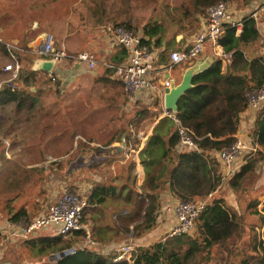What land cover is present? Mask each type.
<instances>
[{"label":"trees","instance_id":"trees-1","mask_svg":"<svg viewBox=\"0 0 264 264\" xmlns=\"http://www.w3.org/2000/svg\"><path fill=\"white\" fill-rule=\"evenodd\" d=\"M252 1L254 0H188L191 9L183 6L182 11L185 17H205L207 9L219 2L227 5L236 3L238 8L244 10ZM241 24L242 29L238 36L235 28L225 24L219 38L224 54L229 55L225 72H221V61L215 60L207 70L192 78L193 87L177 102V112L174 116L181 126L199 139V151L177 150L176 124L169 117L158 120L162 109L159 101L155 100L136 111L124 136L126 145L138 150L139 164L144 174L140 186L136 187L133 175L123 201L116 202V205L108 202L117 197L113 186L96 185L88 195L89 206L84 217L86 212L101 213L110 207L119 212L111 230L103 237L108 240L107 243H120L125 241L128 235L137 239L156 227L163 192L167 191L178 202L204 199L212 194L210 203L195 219L192 234L165 236L163 241L148 247L139 246L132 253L130 262H114L116 254L103 255L90 250H76L72 254L60 255L52 264H193L196 263L198 255L204 263H230L241 237L242 217L227 205L223 197L213 194L220 187L221 179L219 164L212 153L224 150L234 142L239 130V115L246 109L245 92L264 86V59L247 50L259 39L257 21L247 15L242 18ZM120 25L135 30L129 22ZM141 32L147 37V44L152 42L155 47H161V24H146ZM1 45L0 49L6 55L4 43ZM34 74L35 72L30 70L19 74L18 88L14 91L8 86L3 87L0 90V102L14 103L15 108H22L24 101L35 96L29 88L33 82L30 76ZM151 125L152 131L139 150L137 133ZM250 135L255 137L260 150L248 157L239 171L227 181L226 185L236 196L254 191L260 178L257 168L259 164L264 163V111L257 115ZM132 138L134 141L130 143L129 139ZM124 169L130 176L131 170L135 169L132 157ZM258 203V198L251 199L247 209L251 210L250 214L257 215L264 224V205L262 213H259ZM124 211L126 213H122ZM8 220L15 224L20 221L28 223L30 218L24 211H17L13 215L9 214ZM2 237L0 236L1 239ZM84 238V231L79 230L66 237L58 236L50 240L28 239V244L38 250L44 247L49 253H62L84 241ZM237 250V254L241 253L239 255L242 256L240 264H264V249L256 240L255 234L249 244V253L238 248Z\"/></svg>","mask_w":264,"mask_h":264},{"label":"crops","instance_id":"crops-1","mask_svg":"<svg viewBox=\"0 0 264 264\" xmlns=\"http://www.w3.org/2000/svg\"><path fill=\"white\" fill-rule=\"evenodd\" d=\"M35 2L33 9L36 18H32L28 22V26L20 38H11L14 42L19 43L20 47L24 50L21 54L17 55L20 64L19 74L30 70L33 59L46 58L40 52L45 34L52 35L55 45L64 47L70 54L89 51L96 52L100 58H106L113 62L123 61L125 57L124 50L120 49L104 31L106 25H103L104 21L101 9L99 8L95 11L93 6L91 7V5H94L93 2L89 3L90 7L84 6L81 0H42L41 2L40 0H35ZM253 12L256 13L255 20L257 21L259 39L252 47H248L247 50L264 59V0H254L246 10L238 12H236V9L230 7L229 20L239 21ZM198 19L199 26L196 31L201 27L204 17ZM241 29L242 27L236 31V36L240 34ZM177 36H180L178 40L176 39ZM193 37L194 34L187 35L184 31L179 30L174 36L163 41L161 47H156L158 50L157 65L160 66L166 62L168 52L181 50L190 45ZM207 51L208 49L203 55ZM217 59L221 61V72L224 73L228 60ZM186 67V65H183L173 69L170 72L169 79H174L178 83ZM53 69L54 71L51 73L38 71L33 76H30L33 82L29 88L32 93H35V96L24 101L25 104L20 108V111L29 113L27 116L31 117L29 121L30 126L26 132H22L19 135L26 134L28 139L21 144H12L11 152L22 151L28 154H43L47 151H42L41 147L50 146L52 154L55 153L56 156H46L47 159L44 161L22 162L18 166L31 170L37 167L52 169L54 171L59 170L56 179L50 178V185H58L59 190H63L64 186L65 188L73 186L71 190H76V192L78 191V193L87 196L96 185L113 186L117 192V197L108 202L115 203L116 205V202L123 201L133 175L136 176L135 184L137 187L140 186L144 176L143 169L139 164L138 150H133L124 141L125 132L130 128L129 122L135 117L134 110L132 109H134V106L138 102L134 105L128 101L123 94L120 84L111 79L102 67L96 70H88L84 66H77L72 61L63 60L57 63ZM174 71L180 74L178 81L172 76ZM49 75L57 78V84L50 82ZM164 77L165 75L157 78L153 83V86L159 90V94L164 90L162 84ZM48 92H53V96H46ZM159 94L155 98L159 101L163 113V99H160ZM122 114L127 116L125 117L126 120ZM252 117L246 110L239 115L240 124L237 134L251 132L255 122V119ZM127 118L129 121H127ZM162 118L165 117H159L158 120ZM122 119L124 120V124L120 122ZM33 120L36 122V125H33ZM37 122L41 125L37 124ZM152 127L153 125L147 126L145 132L138 131L139 150L150 135ZM12 134L15 135V133ZM41 135L44 138L43 140H34L36 136L40 137ZM133 141V138L129 139L130 143ZM122 142L125 144L124 147H121ZM8 147L9 144L7 149ZM119 147L121 151L118 152L117 148ZM212 156L216 159L215 152L212 153ZM2 157L7 161V164L8 161L15 162L7 158V153L6 157L3 153H0V159L3 162L4 159ZM130 157L135 162V169L131 170V177L128 179L124 176L127 175L124 168ZM39 164H43L44 166ZM96 169L100 173L95 172ZM262 178L264 179V173ZM263 179L260 180L261 184L264 183ZM13 185H16V183H13ZM30 185L28 184L27 187L20 189L13 187L12 191L16 192L17 190L19 196L15 193L11 199L6 201V206L9 207V210L12 208L16 209V211H11L12 215L17 211H24L33 220L40 217L44 213L45 208L54 202L61 193L57 197L51 196V201L47 203V206H44L47 202L46 199L40 193L30 194ZM222 187L226 193L224 192V195L221 197L224 198L227 205L237 215L242 217L241 237L231 257L236 261L240 257L239 254H241H237V248L248 253L250 252L249 244L254 233L257 234V241L261 243L264 249V224L260 222L257 215L250 214V216L247 214L242 205L244 199L234 195L227 185ZM258 187L259 184L257 185ZM138 192L142 194L140 189H138ZM161 197L162 205L157 213L156 227L150 232L161 230L167 233L176 224L174 206L178 201L167 191L163 192ZM15 200H18V202ZM42 203L44 204L42 205ZM263 205L264 196L262 199H259L257 206L259 213H262ZM122 213H126V211ZM118 214L119 212L114 207L104 209L101 213L96 211L86 212V218H84L87 223H84V221L83 225L91 233L93 242L95 243V247H89L86 250L103 255L115 254L112 251L115 247L126 244L132 238L128 235V238L120 243L115 241L107 243L108 240L103 237L104 234L107 235V232L111 230ZM252 217H257L259 219L258 223L257 221L249 222L248 219ZM14 225L15 223H11L10 221L0 224V236L8 238L6 249L4 252L2 250L0 254L1 263L52 264L63 254L46 252L44 247L38 250L28 244V239L50 240L58 237L54 226L42 228L32 237L19 241L11 238L9 235ZM78 244L71 248L77 247ZM260 254L262 253L260 252Z\"/></svg>","mask_w":264,"mask_h":264},{"label":"built area","instance_id":"built-area-1","mask_svg":"<svg viewBox=\"0 0 264 264\" xmlns=\"http://www.w3.org/2000/svg\"><path fill=\"white\" fill-rule=\"evenodd\" d=\"M250 17H256V13H251ZM242 19L229 20V7L223 2L210 6L204 17L203 23L193 37L190 45L181 50L168 52L167 60L158 66V50L154 43L147 44V37L142 32H137L131 28L121 25H106L104 31L110 36L112 41L125 52V57L121 62H113L106 58H100L96 52H79L77 54L68 53L64 47L56 46L54 38L50 34H45L41 47V54L48 59H52L56 64L63 60L74 62L77 66H84L88 70H96L99 67L107 75L117 81L123 91L125 98L133 103L142 105L151 104L156 100L159 90L153 86L154 81L165 75L163 78V88L169 87L170 72L179 66H190L193 62L203 56L209 48L219 59H227L229 55L224 54L219 38L223 33L225 24L230 25L238 31L241 27ZM5 50L11 59V64L4 67L3 71L8 73V79L0 83V90L6 84L11 91L17 89L16 82L19 79L20 66L17 55L24 50L16 44L4 43ZM51 83H57V78L49 75ZM158 92V93H157ZM162 93L159 94L162 100ZM246 111L256 119L257 115L264 111V86L254 88L245 92ZM163 107V103H162ZM244 110V111H245ZM243 113V112H242ZM241 114V113H240ZM159 117H169L176 124V137L178 140L177 150L180 152H198L197 141L191 131L187 130L175 118L174 113L165 111ZM141 135V134H139ZM259 145L255 137L250 133L237 134L235 140L228 148L216 152V160L219 164L220 187L225 186L243 165L245 160L259 151ZM218 187V189L220 188ZM218 189L216 191H218ZM215 191V192H216ZM214 194V193H213ZM212 194L204 199H194L186 202H176L174 206V217L176 224L167 233L161 230H154L148 235L132 239L126 244L115 247L112 251L116 254L113 259L117 261L130 262L131 255L139 246L148 247L156 242L163 241L165 236L190 235L194 229L195 219L211 201ZM88 196H83L69 188H63L56 200L50 203L44 213L30 222L20 221L14 225L9 233L11 238L24 241L32 237L38 230L48 226H54L57 236L66 237L74 231H84V241L77 247L62 252L72 254L76 250H86L95 247L91 233L83 225V218L88 208ZM2 248L0 246V254ZM1 257V256H0ZM0 264H3L0 262Z\"/></svg>","mask_w":264,"mask_h":264},{"label":"rangeland","instance_id":"rangeland-1","mask_svg":"<svg viewBox=\"0 0 264 264\" xmlns=\"http://www.w3.org/2000/svg\"><path fill=\"white\" fill-rule=\"evenodd\" d=\"M41 1L42 0H40V2ZM81 2L84 4V6L89 7V3L91 4L93 2L94 5H91V7L93 6V9L95 11L99 8L101 9L102 18L104 21L103 25H120L129 22L135 29V31L141 32L144 25L159 23L163 27V41L171 38V36H174L179 30L184 31L187 35H195L197 32L196 30L199 26L198 18H203L202 16L198 15H189L188 17H185L183 15V6L189 8L188 0H81ZM34 3H36L35 0H0V46H2L1 44L3 43H12L20 47V44L14 42L13 40H11V38H20L23 34V31L28 26V22L32 18H36L33 9ZM228 6L229 8L231 7L233 9H236V12L243 10L241 8H238L236 3L230 4ZM208 52H211L209 48L207 53ZM10 64L11 59L0 49V83L8 79V73L4 72L3 69L5 66ZM176 71L172 73V76H174L178 81L180 74H178ZM5 86L7 85L3 84L1 90ZM46 96H53V92L46 93ZM148 105L149 104L135 105L134 109H132L134 110V112H132L135 114L139 108ZM20 110L21 109L15 108L14 103L2 104L0 102V153H3L5 157L7 153V158L15 161H8L7 164V161L3 157V162L0 159V224L8 222L9 214L12 213L11 211H16L15 208L9 210V207L6 206V201L8 199H11V197H13L15 193H17V190L16 192L12 191L13 187H16V189L25 188L28 184L30 185L31 183V189L29 190V193H40L42 196H44L47 201L46 204L42 203V205L44 204V206H47V203L51 201V196L54 195L55 197H57V195L61 193L60 191H62L58 189V185H50V178L52 177L53 179H56L59 170L54 171L52 169H44L38 167L31 170L18 166V164L20 165L22 162L31 163L32 161H44L47 159L46 156H56L55 153L52 154L50 146L41 147L42 151H47L43 154H28L22 151L16 153L11 152L12 144H21L28 139L26 134L22 136L19 135H21L22 132H26L28 130L31 117L29 118L27 116L29 113H27L26 111ZM123 116L124 119L125 117H127L126 115ZM123 121V119L120 121L121 124H124ZM127 121H129L128 118ZM37 124L40 123L37 122ZM33 125H36V122L34 120ZM141 131L145 132V130ZM12 133H15V135ZM39 139L43 140L44 138L41 135L40 137L36 136L34 140L39 141ZM8 144L9 147L7 149ZM95 172H98V169H96ZM257 172L260 175V179L257 183V185L259 184V187L257 188L256 185L254 191L240 195V197L244 199L242 205L245 208V211H247L248 215H250L251 211L247 209V205L250 200L253 198H258L259 200L264 196V183H260V180L263 179L262 175L264 173V163L259 164ZM124 176H126L128 179L131 177L128 175ZM131 180L132 179H130V181ZM13 183H16V185H13ZM69 188L73 189V186H69ZM224 192L226 193L225 189L222 187V189H218L214 196H222L224 195ZM80 194L86 196L85 194ZM17 196H19L18 193ZM15 201L18 202V200ZM31 219L32 218H30L29 222L31 221ZM248 221H257L258 223L259 219L257 217H252L248 219ZM84 223L87 222L85 221ZM255 237L257 240V234H255ZM7 240V237H2V239L0 238V246L3 252L5 251L6 245L8 244ZM243 246L245 245L243 244ZM241 257L242 256L240 255V257H238L236 261L231 258L230 263L228 264H235V262L237 264L238 261L241 260ZM193 264H210V262L204 263L203 261H201V257L198 255L196 258V263ZM238 264H240V262ZM252 264H256V262H252Z\"/></svg>","mask_w":264,"mask_h":264},{"label":"water","instance_id":"water-1","mask_svg":"<svg viewBox=\"0 0 264 264\" xmlns=\"http://www.w3.org/2000/svg\"><path fill=\"white\" fill-rule=\"evenodd\" d=\"M180 36H177V40ZM41 52V50H40ZM216 60V56L212 52H208L203 57L196 59L193 64L186 67L183 71L181 79L178 83L174 79H170L169 87L163 90V108L165 111L176 113L177 112V102L183 96V94L193 87L192 78L205 70H207ZM56 63L52 59L46 58H35L32 60V65L30 70L33 72H46L51 73L54 71V66ZM125 144L122 142L121 147ZM117 151H121V148H117ZM63 255V254H61ZM65 255V254H64ZM3 264H10L5 262Z\"/></svg>","mask_w":264,"mask_h":264}]
</instances>
